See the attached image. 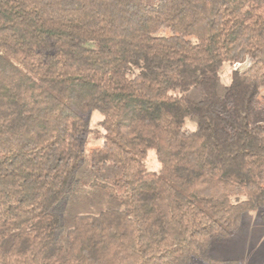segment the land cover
<instances>
[{"label":"trees","instance_id":"16d2710c","mask_svg":"<svg viewBox=\"0 0 264 264\" xmlns=\"http://www.w3.org/2000/svg\"><path fill=\"white\" fill-rule=\"evenodd\" d=\"M263 90L264 0H0V264H238Z\"/></svg>","mask_w":264,"mask_h":264},{"label":"rangeland","instance_id":"374dc122","mask_svg":"<svg viewBox=\"0 0 264 264\" xmlns=\"http://www.w3.org/2000/svg\"><path fill=\"white\" fill-rule=\"evenodd\" d=\"M235 69V66H226L222 71L220 75V93H223L224 88L229 85L230 74ZM262 94L264 95V90ZM187 96L190 99L198 100L202 94L198 89H192L187 93ZM92 113L88 116L89 123L91 128H95L100 119L96 113ZM98 145H100L99 141L91 138L88 141V150ZM148 165L154 171L159 170V164L154 156L150 157ZM107 205L103 204L104 207ZM209 256L214 260H235L238 264H264V220L260 211L243 214L240 230L228 238L214 240L211 243ZM191 264L209 263L194 259Z\"/></svg>","mask_w":264,"mask_h":264}]
</instances>
